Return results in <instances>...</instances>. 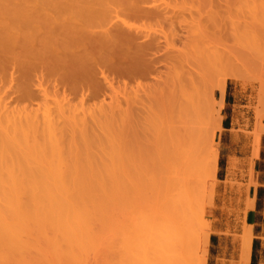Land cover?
<instances>
[{
    "label": "rangeland",
    "instance_id": "obj_1",
    "mask_svg": "<svg viewBox=\"0 0 264 264\" xmlns=\"http://www.w3.org/2000/svg\"><path fill=\"white\" fill-rule=\"evenodd\" d=\"M249 1L165 0V3L168 2V5H165L164 1H158L157 4L164 3V6L162 4L161 7H164V11H166V15L164 14L166 18L167 16H173L172 20L166 19L169 22L157 20L156 18L141 19L143 21L142 23L139 18L137 20L133 16L127 17L126 20L130 24L136 25L135 27L139 26L143 28L142 25L144 24L146 26H144L145 29H150L148 32H156L158 30V33L153 32V34H158L157 37L159 38L162 36L160 40L163 39V32L167 35H171L172 32V34H175L176 32L184 40L185 32L182 30V27L186 24V21H188L187 24L192 22L196 28L193 26L194 30L192 31V24H189L191 26V33H195V35L200 34L203 38L200 40V49L191 48L189 49L190 52L186 51V56H183L186 57L184 63L185 71L188 68V71L196 68V64L199 63L197 61L193 63L195 62L193 60H190L192 61L190 62L189 59L192 58L189 56H201V51L203 50L204 53L207 50L205 47L206 44L207 47L215 46L214 50L216 49L217 54H220V57L223 59H220V62L214 67H217V69L215 70L213 68L214 71L212 70L208 74L210 77H207V80L210 82L204 79V82L207 84L206 86L210 88V99L215 106L214 112L206 118V122L209 124L210 131L212 132L210 143L214 148H219L214 206L206 209L204 220L215 226L212 228L209 236V242L213 245L210 264L236 263V255L239 252V247L236 245L235 239L241 235V228L245 222L250 224L249 214L253 208H250L251 204L249 202L254 204L255 199L257 200L258 208L262 215L260 216V224L255 227L253 234V260L255 264H264V58L259 57L252 47L255 41L264 42V9L258 7V14H254L257 17H252L251 19L246 17V19H243L242 14L247 13V16H251V13L255 10L254 5ZM261 1L262 3L257 2L256 4L261 6L264 4V0ZM107 3L105 0H0V38H2V41L1 39L0 41L3 44V46L0 45L2 51V53L0 51V153L2 151L0 163L1 161L4 163L3 161L5 160L4 166H2V163L0 164V167L2 166V170L0 171L5 170L3 167H11V171L10 169H6L7 171H3V173H7L8 171L13 173L14 167H17L16 174L8 172L9 182H11V185L9 183V187L8 179L6 178L7 174L5 173L6 185H4L5 183L2 179L4 176L2 175L3 177L0 178L2 182H0V224H2V226L0 225V264H142V259L147 255L146 264H149V261L150 264H155V254L150 253L153 248L155 251L157 248V251L160 252V249L156 245H153L154 247L152 246V248L150 247L151 244H148V246L150 245L151 252L144 245L147 249L146 251L150 253L145 252L146 256L141 258L142 250L140 251L139 248H145L142 245L143 242L140 243V241H142L145 233L150 232L149 235H151L155 231L153 228H150L152 230L151 232L148 227L151 223L150 215L152 216L151 211L156 191H154V173L151 172L150 162L140 156V154L143 155V152L139 151V156H136L138 151L135 150L136 148L133 144H135V141H138L136 139L133 141V138H141V135L136 134V126L132 125V123L135 124L136 108L139 107L136 104H132L135 95L133 91L136 89L135 85L138 83L146 87L147 85H152V83L155 84L156 79L152 75H148V78L146 76V79L145 77L144 79L143 77H133L132 79V76H126L121 70H118L119 67L116 68L117 65L116 67L110 65V67L114 66L113 68H109V66L99 67V65L97 66L99 70L94 71L93 69L91 72L92 78L96 79H91L88 84L91 82L90 85L94 88L97 87L98 90H93L91 86L92 88L90 89L94 93L96 91V94H98L101 90L102 92L96 95L97 97L94 95V98L91 96L93 95V91L90 94L91 90L87 89L84 91L87 92L82 97L83 91L79 90L78 92L80 93L76 92V94L70 93L65 87L63 89V85L60 82L59 84L62 86L55 83L59 80L55 79L54 77L56 75L54 76L53 74H57L58 71L52 69V72H48L47 69L50 66L52 67V65L46 64L47 66L39 67L36 72H33L30 69H26L27 62L29 63V57L27 62L25 60L22 63L19 62L24 58V54H26V51L24 52L23 48L20 51V46L17 45L18 43H15L18 42L16 40L20 39L21 36L26 35L25 37H21L19 43L23 44L20 41H24L25 46H27L26 48L29 46L32 49L35 45L39 49L35 37L30 38L35 34L34 31L36 32L35 36L39 40L41 37L46 38L50 36L51 32H58L56 30L58 28H61V30L69 29L74 32L78 31L79 28L82 30V22L80 21L78 23L80 16L82 19L84 18L83 16L87 17L84 18L85 20L83 19V24L86 23L84 21L89 19H95L94 21L98 22L99 17H102L101 19L103 17L105 18L107 9L112 7ZM106 6H108L107 9L105 8ZM167 11L170 12L167 13ZM240 11L241 15H239ZM96 12L101 13L100 16ZM88 14L90 16L93 15L92 17L94 18H89ZM95 14L98 18L97 21L94 16ZM123 18L125 19V17ZM35 19L39 22L35 23L34 21H37ZM40 22H42V25ZM54 22L57 23L54 24ZM246 22L251 23L244 26ZM27 23L29 24L27 25ZM34 23L36 24L35 27H33ZM44 23L45 25H43ZM171 23L173 24L171 25ZM63 24L66 26H63ZM12 25H18V27ZM46 25L50 26L46 28ZM236 25H239L240 28H237ZM256 25L260 26V28L256 27ZM73 26L77 29H73ZM49 27L52 28L50 29ZM45 28L52 31L49 33ZM161 29L163 32L160 31ZM233 29H235V32ZM160 43L162 45L164 42L161 41ZM13 44H16V46H13ZM7 45H11L13 48ZM163 45L161 47L163 50L160 48L156 54L157 56L155 55L156 57H162L161 55L164 54L162 52L164 51ZM176 45L179 49L181 43L178 42ZM242 45L249 47H244L246 50L248 49V51L245 50L243 52L244 54L240 52V50H244ZM21 46L23 47L24 45ZM14 47H16L15 49L19 48L18 51L20 53ZM7 48H9V51H7ZM53 51L60 52V49ZM8 52L12 53V55ZM198 53L199 55H197ZM183 54L185 53L183 52ZM29 55L32 54L30 53ZM15 60H17L18 65L15 64L16 62H13ZM188 62L189 65L190 63L193 64L190 66L186 65ZM159 64L157 65L158 69L167 71L164 63L160 64L162 67ZM40 68L41 70L43 68L46 70L43 69L41 71ZM100 68L104 74L100 72ZM40 73L41 76L42 73L45 75L43 74L40 77ZM51 73L53 77L49 76ZM70 73L68 71V79L70 78ZM59 74L60 72L57 75L59 76ZM102 74L103 76H107L106 79L109 82L106 79V81L104 80ZM93 75L97 76L95 77ZM52 79L57 81L54 82ZM94 81L97 82V85L100 82L99 87H102L99 88L96 86ZM42 82L43 85L39 87L38 85L40 84L38 83L42 84ZM110 85H112L111 88ZM54 86L56 87L54 88ZM42 89H46L45 93L48 92L46 94L48 96H45V98L43 96L44 94L42 95L44 92L41 91ZM225 90L230 93V98L228 100L229 104L224 106L223 95ZM97 91L99 92L97 93ZM139 92H141L139 95L141 94L145 98V94L142 91ZM85 94L88 97H85ZM112 96H116L120 102H115L117 100L116 98L112 99ZM84 97L85 102L83 101L82 103ZM66 101L69 102L68 108L66 107L67 105L61 106V103L65 104ZM111 102L114 103V106ZM56 103L61 106H59L60 109ZM98 106L99 108L103 107V110L101 108L98 109ZM64 107L68 110L64 109ZM70 107L71 109L73 108L71 110L73 113L70 112L73 114H71L72 117L69 115ZM75 109H78L76 111L77 113H74ZM44 110L48 111L46 113L47 115L50 110V113L53 114L52 117L57 121L53 118L50 120L52 122L55 121L57 123L56 125L59 123L61 128L56 126L55 129V123H53L54 130L51 127H43V121L45 120L42 118V115H45L43 114L45 112ZM60 114H62L61 117ZM25 115L27 116L25 117ZM224 115H227V124L222 122ZM16 117L17 119L13 120ZM28 117L30 122L26 120ZM47 117L49 118L51 116L48 115ZM18 119L23 121L21 122ZM130 120L131 122H129ZM127 121L129 124L131 123V126H126ZM141 125L146 130L149 128L146 122H143ZM224 125L228 128L227 130H223L222 126ZM121 127L123 130H121ZM42 130L43 132H41ZM45 130L47 134L43 136ZM48 131L52 132V134L49 133L51 137H49ZM63 133L66 134L65 137L61 135ZM60 137H63L65 141L63 138L61 140ZM58 138L60 139L59 142ZM49 139H51L50 142L47 141ZM4 143L8 147L10 146L9 148L12 151L7 150L8 147ZM51 144L54 145V149L49 146ZM48 149L51 150L48 151ZM57 150L60 158L56 154ZM48 152L50 154L53 152V157ZM137 157L139 158L137 159ZM132 159L134 161L137 159L140 165ZM13 162L17 165H13ZM57 163L59 169L52 171V169H56L53 166ZM27 172L29 174L31 173L30 175H34L32 176L33 180L31 176L29 178ZM55 172L58 174L62 172L61 176H58V179L56 176L57 173ZM52 174L56 176L53 177V182L50 180ZM36 175L39 176V179L42 178L40 179L41 182L44 178L42 175L46 176L44 181L48 183L43 181V184H38L40 182L38 179V186H36V182H34V180H37ZM55 179L60 181L57 183ZM19 180L22 181L19 182ZM25 181L30 186L24 184L23 182ZM26 188L28 190L31 189V191L33 188L34 191L30 192L31 195H29ZM11 189H13V192H11ZM16 189L19 192L14 191ZM247 189L250 190L249 193ZM35 190L37 191V200H34L32 195L34 194L35 197ZM49 190L51 191L50 193ZM19 193L21 194L19 195ZM41 194H44V196ZM51 194H55V196ZM30 196H32V200ZM50 196L55 198H51ZM40 197L42 200H39ZM45 197H50L49 200L52 203L54 202L51 205V202L48 201L52 206H49L50 209H48L49 203H46L48 199L44 200L46 199ZM44 201L47 204L46 206ZM51 208L56 209L54 211ZM13 210H16V212ZM56 210L61 212L60 215H58L59 212ZM49 212H52L55 216ZM252 219H255V216H252ZM63 222L64 224L62 225ZM146 222H149L148 225ZM139 224L140 227L143 226L142 231L138 226ZM134 231L138 234L136 235ZM139 234L141 235V239ZM212 234L214 235L213 238H211ZM146 237L148 238L149 236L146 234ZM15 239H17L16 242ZM148 241L150 243V240ZM145 242L146 240L144 238ZM202 242L203 240L201 244ZM12 243L15 245H12ZM208 245H205L206 250H208ZM205 257L207 260V256Z\"/></svg>",
    "mask_w": 264,
    "mask_h": 264
},
{
    "label": "bare ground",
    "instance_id": "obj_2",
    "mask_svg": "<svg viewBox=\"0 0 264 264\" xmlns=\"http://www.w3.org/2000/svg\"><path fill=\"white\" fill-rule=\"evenodd\" d=\"M105 1H107L108 2L107 4H110L112 7L110 5H108L111 7L110 9H107L108 6L105 7L107 9V14H106L105 18L103 17V19H101L102 17H99L100 19H98L96 14H99L98 16H100L101 13L96 12V14L94 16L96 17V21L98 19V22H95L94 21L95 19L94 20L92 19V18H94V17H92L93 15L90 16L89 15L90 13H89L88 17L89 18L92 17L91 18L92 20H90L89 18L88 19L92 22H90L89 20L86 19L89 22L87 23V21H84L86 23L83 24V19L87 18V17L83 16L84 18L82 19L81 16L79 15L80 20L78 23H80V21H81L82 27L79 26L78 24H76V25L83 28L82 30H80V28H79L78 31L74 32V31L69 30V29L61 30V28L60 29L58 28V29H56V30H58V32L56 31V33L55 32L52 33L51 32L52 30L49 31L52 27L51 28L49 27L50 29L47 30L46 29L47 26H50V25H46L45 29L49 33L51 32L50 33L51 35L46 37L47 39L45 37L43 38L40 36L42 39L40 38L39 40H38V37L35 36L36 32L34 31L35 34H33V35L30 34L32 36L31 37L29 36V37L30 38L35 37V40H37V42L36 41L35 42L39 46V49L35 45L33 46L34 48H32V49L29 46H28V48H26L27 46H25L26 44H24V41H20V42H23V44L19 43V40L24 35L21 36L20 39L16 40L18 42H15V43L16 44L18 43L17 45L20 46L19 47L20 49L19 48L18 49L20 51H22L21 48H23V51L24 52L26 51V54H24V56H23L24 58L19 62L22 63V62H24V60H25V62H27L28 61L27 59L29 57L30 59H29V63L27 62V65H26L27 68L26 69H30L33 72H36L37 69H39V67H43L46 64L52 65V67L50 66V68L49 67L47 68L48 72L49 71L52 72V69L53 70L56 69L58 72H60L59 76L57 75L58 72H57V74H53L54 76L55 75L58 76L57 78H56V76L54 78L59 80V81H57L55 79H52V80L54 82L57 81V82H55L57 84H59V82H60L63 86L61 84H59V85L62 86L63 89H65V88L68 89V92L70 91V93L76 94V92H78L79 90L83 91L82 95L80 94L82 97L84 96L83 94L87 92V91L84 92L85 90H87V89L89 90L90 88L93 87L92 85H90L91 82H90V84H88V82L91 79H94L91 76V72L93 69H94V71L99 70V68L97 67L99 65H100L99 67H108L109 66V68H113L114 66L116 67V65H117L116 68L119 67L118 70H121L126 76H132V79H133V77L134 78L135 77L136 78L137 77H140V78L143 77V79L145 77V79H146V76L148 78V75L149 76L152 75L153 78L156 79L155 80L156 82H154L155 84L152 83V85H149V86L147 85L148 87L147 86L143 87V86H141V84L137 83V85H135L136 89L133 91V93H135L134 99L132 100L133 103L131 102L132 104H136L137 106H139L136 108L137 113L135 115V124L132 123V125L136 126V129H135L136 134L141 135V138H138V139L133 138L134 139L133 141H135V139H136L138 142L135 141V144L137 146L135 144H133V146H135L136 149L133 146L132 147H133V149L138 151V154L136 156H139V151L143 152V155L140 154V156L144 157L146 159V161L150 162L151 172L154 173L153 174L154 175V181L156 182V184L154 182V187L156 188V190L154 188V191H156V192L154 195L155 198H154L153 208L151 211L152 216L150 215L151 213L149 214L150 219H151V223L148 227L149 229L153 228L155 231L151 235H149L150 232L145 233V236L142 238V241L139 240L140 243L143 242L142 245L145 248V249L139 248L140 251L142 250L141 251L142 252L141 258L146 256L145 255L146 254L145 252H147L146 247L151 252L150 247H152L153 245H156L160 249V252L157 251V248L155 251V249L153 248L154 246L152 247L153 249H152L151 253L148 251L150 254H152V253H153V255L155 254L154 255L155 264H206V257L205 256H207L208 250L205 249V245H208L210 233L212 231V228L215 226L212 225V223H210V222H205L204 220H205L206 209L214 206L215 188L217 185V183H216V181H217L216 180V172H217V163H218L219 152H218V149L214 148L210 143L212 132L210 131L209 124L206 122V118L209 114L214 112L215 106L212 103V100L210 99V93H209L210 88H208L206 86L207 84H206V82H204L205 81L204 79L207 80L208 79L207 77H210V76H208V74L213 70V68L218 64V62H220V59H222V58L220 57V54H217L218 53L217 50L216 49L214 50L215 46L209 45L210 47H207V44H206L205 47L207 48V50L204 53H203V50L202 51L200 50L201 56L193 57L192 55H190L189 57L192 59H189L187 57V59H189V61L190 60L195 61L193 63H196V61H197L199 64H196V68L192 69L193 71L191 70V68H190L191 71H188L189 68L185 71L184 70V63L186 61L185 60L186 57H183V56H186V51L190 52L189 49L199 48L200 40L203 38L200 36V34H198L199 32L197 33L198 35H195V33H191L190 27L192 26V28H193V26H194V24H192V22L187 24L188 21H186V24L182 27V30L185 32V36H184L185 39L184 40H182V38H180L176 34V32H175V34H172L173 33L172 32L171 35L170 34L167 35V34H164L165 32H163L162 29L160 31L163 32V34L161 33L163 35V39L160 40V38L162 36L159 38V37H157L158 34L154 35L153 32H155V31H153L152 28H151V30L153 32H151V31L148 32L150 29L148 30L146 28L147 29L146 30L145 29L146 26L144 24L142 25V27L144 28L143 29L139 26L135 27L136 25H132L126 20H127V17L129 18V16L130 17L133 16V17H136L137 20H138V18L140 20L141 19H156L157 18V20H161V21L164 20L165 22H169L166 19L172 20L173 16L172 17L167 16V18H166V16H165L166 11H164L165 10L164 7L163 8L161 7L162 4L164 6L165 0H158V1H164V3H162V4H157V2H158L157 0H109L110 2L108 0H105ZM250 1L252 2V5H254L255 10H253L254 12L251 13L252 15L250 14L251 16H247L248 15L247 13L242 14L243 17L242 16L241 17L243 19L244 18L246 19V17H248L249 19H251L252 17H257V16H254V14L255 15L258 14L259 8L264 9V4H262L261 6H258L256 4L257 2L262 3L261 0H250ZM111 3H113V4H111ZM167 3L168 2H166L165 5ZM101 7H102V5H101ZM96 11H99V10L97 9ZM89 12H90V10H89ZM169 12L170 11H167V13H169ZM85 15L87 16V14H85ZM171 15H172V13H171ZM239 15H241V11H240ZM123 17H125V19ZM75 18L77 19V17H75ZM240 18H238V19H240ZM73 19L74 18H72V20ZM35 20H37V19H35ZM61 20L63 21V19H61ZM185 20H186V18H185ZM191 20H193V19H191ZM62 21H60V22H62ZM73 21H75V20H73ZM34 22L36 23L39 21L37 20ZM57 22H54V24ZM66 22H67V20H66ZM141 22L143 23L142 20H141ZM13 23H14V21H13ZM35 23L33 24L34 25L33 27H35V25H36ZM40 23L42 25V22H40ZM47 23H49V22H47ZM248 23H251V22H246V24L244 26H247ZM21 24H23V23L21 22ZM28 24L29 23H27V25ZM31 24H32V22H31ZM50 24H51V22H50ZM168 24L170 25V23H168ZM172 24L173 23H171V25ZM189 24L190 25L192 24V25L190 26ZM9 25H11V24H9ZM37 25H38V23H37ZM43 25H45V23ZM67 25H68V23H67ZM12 26L18 27V25H12ZM38 26L41 27L40 25H38ZM61 26H59V27H61ZM63 26H66V25L63 24ZM236 26H237V28H240L239 25H236ZM256 27L260 28V26H258V25H256ZM43 28H44V26H43ZM54 28H56V27H54ZM54 28H53V31H54ZM233 28H235V27H233ZM12 29L17 30L18 28H12ZM73 29H77V28H74V26H73ZM144 30H146V31H144ZM154 30H157V29H154ZM191 30L193 31L194 28ZM157 31L155 33H158ZM173 31H174V29H173ZM233 31L235 32V29H233ZM16 33L18 34V32H16ZM29 33H30V31H29ZM191 34L192 35L194 34V36H192ZM0 39L2 41V38H0ZM1 41H0V45L3 46ZM33 41H32V43H33ZM161 41L164 42V43H162V45L164 44L163 45L164 51H162L164 54L161 55L162 54V52H161L160 55L162 57H156L157 56L156 54L159 52L160 48L162 47V45L160 43ZM6 42H7V40H6ZM178 42L181 43V46H180V48L182 47L181 50H180V48L178 49V47L176 45V43H178ZM205 43H206V41H205ZM16 44L15 45L13 44V46H16ZM20 44L24 45V46L22 47ZM11 45H12V43H11ZM11 45L10 46L7 45V46L11 47ZM242 46H243L244 50L243 51L240 50L241 53H243L246 50V48H249V47L244 46V45H242ZM4 47H5V45H4ZM24 47H25V49H24ZM53 47H54V49H53ZM244 47H246V48H244ZM252 47H253V50L256 51L255 53L259 57L264 58V42L255 41V42H253ZM11 48H13V47H11ZM15 48L16 47H14V49ZM8 49L9 48H7V51H9ZM18 49H15V50L18 51ZM59 49H60V52H57L56 50H59ZM27 50H29V51H27ZM53 50H55L56 52H54ZM0 51H1V48H0ZM20 51H18V53H20ZM200 51H198V52H200ZM246 51H248V49ZM27 52H28V54H27ZM183 52L185 54H183ZM193 52L195 53V51H193ZM1 53H2V51H1ZM8 53H10V52H8ZM30 53L32 55H29ZM10 54L12 55V53H10ZM14 54H16V53H14ZM197 55H199V53ZM17 56H19V55H17ZM16 61L17 60H15L13 62H16ZM190 62H192V61H190ZM159 63L160 64L164 63L167 71H165V70L163 71L161 69H158L157 65ZM193 63H190V65ZM15 64L18 65V62H16ZM103 65H106V66H103ZM110 65H114V66L110 67ZM186 65H189V62ZM116 68H115V70H117ZM43 69H45V68H43ZM43 69L41 70V68H40L41 71H43ZM194 69H195V72H194ZM214 69L216 70L217 67ZM68 71L71 72L69 79L67 78ZM100 72H102L104 74V72L101 70V68H100ZM43 74L44 73H42V76H43ZM103 74H102V76H103ZM39 75H40V77H42L41 73ZM51 75H52V73L49 74V76H51ZM205 75H207V76H205ZM93 76L96 77L97 75H93ZM224 76H227V75H224ZM46 77H48V76H46ZM51 77H53V76H51ZM103 77L105 80L107 76H103ZM221 77H223V75H221ZM65 79L66 80L68 79V80L66 81ZM220 79H222V78H220ZM224 79H223V81H224ZM96 81L98 82V80H96ZM207 81H209V80H207ZM97 82H95V84H96V86L99 87L100 82L98 85H97ZM224 83H225V81H224ZM38 84H40L38 86L41 87L43 85V82H42V84L41 83H38ZM111 86L112 85H110V88H111ZM55 87L56 86H54V88ZM100 87H102V86H100ZM96 89H97V87L96 88L93 87V90H96ZM45 90L46 89L41 90L42 92L44 91L42 93V95L44 94L43 95L44 98H45V96L46 97L48 96V95H46L48 92L45 93L46 92ZM93 90L90 91V94ZM99 91H100V89H99ZM99 91H97V93ZM139 91H142V93L145 94V98L142 97L141 94L139 95V93H141ZM101 92H102V90H101ZM78 93H80V92H78ZM100 93H98V94H100ZM98 94H96V91H95V93L93 91V95H91V96L94 97V95H95V97H97L96 95H98ZM110 95H112V94H110ZM64 97L66 98V96H64ZM64 97H62L63 100H65ZM85 97H88V96L85 94ZM85 97H84V99L82 98L83 99L82 103L85 100ZM113 98L114 99L116 98V100H117L116 96L115 97L112 96V99ZM110 99H111V97H110ZM66 102H65V104L61 103V106L67 105L66 107L68 108L69 102H67V104H66ZM115 102H120V100L119 101L117 100ZM62 104H64V105H62ZM113 104L114 103H112V105ZM57 105H58L57 107L60 106L59 104H57ZM60 107H59V109H60ZM66 107H64V109H67ZM72 107H74V106H72ZM82 108H84V107H82ZM100 108L98 106V109H100ZM59 109L57 108V110H59ZM61 109L65 112V110L63 108H61ZM72 109L70 107L69 113L72 112L71 111ZM101 109L103 110V107ZM106 109H108V108H106ZM47 110H44L45 112L43 114H45V115H42V118H44V120H45V121H43V119H42V121L44 123L43 127H45V128L51 127V129H52L53 125H54L53 123H55L54 128L56 126L58 128H61L59 123H58V125H56L57 123L55 121L52 122V120H50L51 118H53L52 117L53 114L50 113V110H52V109L49 110L48 115L51 116L49 118L47 117L48 115L46 114V113H48ZM77 110L78 109H75L74 113H77L76 112ZM60 112H61V110H60ZM64 112H62V114ZM91 112H92V110H91ZM72 113L69 114L70 117H72L71 116ZM87 113H88V111H87ZM62 114H60V117L62 116ZM63 115H65V114H63ZM26 116L27 115H25V117ZM74 117L76 118L75 115H74ZM18 118H19V116H18ZM21 118L23 119V117H21ZM14 119H17V117L13 118V120ZM31 119L33 120L32 117H31ZM39 119H41V118H39ZM53 119H55V118H53ZM81 119H80V121H81ZM123 119H125V118H123ZM18 120L21 121V119H18ZM26 120H27V122H30L29 117ZM93 120H95V119H93ZM27 122H26V124H27ZM83 122L85 123V121H83ZM129 122H131V120ZM143 122L148 123L149 128L147 130L145 127H143L141 125ZM15 124H16V121H15ZM26 124H24V125H26ZM36 124H38V123H36ZM129 125L131 126V123L129 124L127 121L126 126L129 127ZM27 126H28V124H27ZM54 128L52 130H54ZM131 128H133V127H131ZM43 130L41 132H43ZM62 130L64 131L63 128H62ZM62 130H61V133H62ZM121 130H123V128ZM56 132H57V130H56ZM49 133L52 134L51 131L50 132L48 131V134ZM54 133H55V131H54ZM44 134H47L46 130H45V133H43V136H44ZM51 134H49V137H51ZM122 134H123V132H122ZM126 134H128V133L126 132ZM55 135H57V134H55ZM61 135H64L63 137H65L66 134L63 133ZM45 137L47 138V136H45ZM63 137H60L61 140ZM44 140H46V139H44ZM50 140L51 139H49L47 141L50 142ZM63 140L65 141L64 138H63ZM59 141H60V139L58 140V142ZM56 142H57V140H56ZM58 142H57V144H58ZM129 143H130V141H129ZM4 144L6 145V147H8V145L6 143H4ZM52 144L49 145V146H51V148L54 146ZM130 144L132 145V143H130ZM59 145H61V144L59 143ZM125 145H127V144L125 143ZM1 146H3V145H1ZM8 148H7V150H10V148L9 149ZM53 149H54V147H53ZM2 150H4V149H2ZM50 150L48 149V151H50ZM135 150H133V151H135ZM10 151H12V150H10ZM1 153H2V151H1ZM1 153H0V155H1ZM53 154L54 153L51 152L50 155L53 157ZM56 154L58 155V150H57ZM59 156L60 155H58V157ZM2 157H3V155H2ZM133 158H136V157H133ZM138 158L139 157H137V159ZM4 159H5V157H4ZM137 159L135 161L133 159L132 160L134 162H137ZM3 162L5 163V160ZM1 163H2V161H1ZM4 163H2V166H4L3 165ZM6 163H8V162H6ZM137 163H139V162H137ZM15 164L16 163H14L13 165H15ZM57 165H58V163L55 165L56 167L52 165L54 168H56V169H52V171L53 170L56 171L59 169ZM139 165H140V163H139ZM6 166H7V164H6ZM10 166H12V165H10ZM1 167H0V170H2ZM3 168L5 169L3 171H7L6 169H8V170L10 169V171H11V167L10 168L3 167ZM16 168L17 167H14L13 173L10 171H8V172L11 174H16L15 173ZM3 171L2 172L0 171V175H1L0 178H2L4 176L2 178L3 182L5 183L4 185H6L7 181H8V187H9L11 185V182H9L10 181L9 175H8L9 173L5 172L7 174L6 175L5 173H3ZM30 171H32V170H30ZM55 173H57V172H55ZM61 173L62 172H59L60 175L58 173L56 174L57 179H58V176H61ZM30 174L28 176H29V178H30V176L32 178V176H34V175H30ZM66 175H67V173H66ZM36 176H37V180H34V182H36V186H38L37 181L39 179V176L38 175H36ZM54 176H55V174H54ZM54 176L52 174V178L50 179V180H52V182L54 180V178H53ZM5 177L8 179V180L6 179L7 181H5ZM18 177H19V173H18ZM42 177L45 178L46 176L42 175ZM22 178H23V176H22ZM44 178H43V181H44ZM15 179H17V178L15 177ZM24 179H25V177H24ZM40 179H42V178H40ZM32 180H33V178H32ZM60 180H61V178H60ZM21 181L19 180V182H21ZM56 181L57 180L55 179V182ZM59 181H57V183ZM25 182H23V183L27 184V181H25ZM42 182L40 180V182H38V184L42 183ZM9 183H10V185H9ZM49 183H51V181H49ZM224 183H225V181H224ZM27 185H29V184H27ZM17 186H19V185H17ZM25 187H26V185H25ZM44 187H45V185H44ZM26 189L28 190V188H26ZM26 189H25V191H27ZM34 189H36V188H34ZM39 189H41V188H39ZM11 190L10 191L13 192V189H11ZM17 190L18 189L14 190V191H17ZM33 191H34L33 188H32V191H31V189L28 190L29 195H31L30 192H33ZM17 192H19V191H17ZM35 192H36L35 197H34V194H32V195H33L34 200H37V198H36L37 191L35 190ZM50 192L51 191L49 190V193ZM247 192L249 193L250 190L247 189ZM223 193H225V192H223ZM245 193H246V190H245ZM20 194L21 193H19V195ZM44 194H41V195L44 196ZM14 195H13V198H14ZM29 195H27V196H29ZM51 195H53V194H51ZM53 196H55V194ZM30 198L32 200V196H30ZM45 198L46 199H44V198L43 199L44 200L48 199L46 202L48 204L49 203L48 201H50V200L47 197H45ZM53 198H55V197H53ZM28 199H29V197H28ZM39 200H42V198L40 197ZM51 200H53V199H51ZM39 202H41V201H39ZM44 203H45V201H44ZM46 203H45V206L47 205ZM40 204H42V202ZM52 204H54V202L53 203L51 202V205ZM249 204H251L250 208H253L254 204H252V202L251 203L249 202ZM249 204H247V205L249 206ZM51 205L49 203L48 207ZM60 206H62V205H60ZM12 208H13V206H12ZM53 208H51V210ZM48 209H50V207ZM55 209H53V210L55 211ZM13 211L16 212V210H13ZM56 211L59 212L58 215H60L61 212L59 210H56ZM49 213H52V212H49ZM53 215L55 216V214H53ZM58 215L56 214V216H58ZM60 219H61V217H60ZM60 219H59V221H60ZM144 221H146V219H144ZM149 222H150V220H149ZM148 223H147V225H148ZM63 224H64V222L62 223V225ZM140 224L142 225V223H140ZM140 224L138 226H139V228H141V231H142L143 226L140 227ZM151 224H152V226H151ZM0 225L2 226V224H0ZM138 226H137V228H138ZM137 228H135V229H137ZM134 232L136 233V231H134ZM137 232H138V230H137ZM139 232H140V230H139ZM151 232H152V230H151ZM66 234H68V233L66 232ZM137 234L138 233H136V235ZM142 234H143V232H142ZM146 234H147V236H149L148 238H150V236H151V238L148 239L146 237ZM6 235H8V234H6ZM144 238L146 240L145 243H144ZM140 239H141V235H140ZM16 240L17 239H15V242H16ZM148 240H150V243H148L149 242ZM202 240H203V242H202L203 245L201 244ZM252 241H253V226L248 224L247 222H245V224L241 228V235L235 239L236 245L239 247V252L236 255L237 261L235 264H249L250 263ZM148 244H151V246L149 245L150 246L149 247ZM12 245H15V244L12 243ZM156 252H158V253H156ZM147 256L144 257V259H142V264H143V262H145V264L147 263L146 262ZM149 257H150V255H149ZM148 261H149V259H148ZM148 263L150 264V261Z\"/></svg>",
    "mask_w": 264,
    "mask_h": 264
},
{
    "label": "crops",
    "instance_id": "obj_3",
    "mask_svg": "<svg viewBox=\"0 0 264 264\" xmlns=\"http://www.w3.org/2000/svg\"><path fill=\"white\" fill-rule=\"evenodd\" d=\"M229 98H230V93L225 90L224 95H223V104H224V106L229 104L228 103ZM226 118H227V115H224V119L222 120V122H224V124H227ZM222 128H223V130H227L228 129L225 125L222 126ZM218 152H219V148H218ZM217 167H218V163H217ZM216 176H217V172H216ZM261 215H262V213L259 211L257 200L255 199L254 207L252 209V212H250V214H249V223L253 225V234H254V231H255V227H257L260 224V216ZM252 216H255V219H252ZM213 237H214V235L212 234L211 238H213ZM207 249H208V253H207L206 264H210V261H211V258H212V253L211 252H212V249H213V245H212L211 242H209V245H208ZM252 252H253V249L251 250V255H252ZM249 264H251V257H250V263Z\"/></svg>",
    "mask_w": 264,
    "mask_h": 264
},
{
    "label": "trees",
    "instance_id": "obj_4",
    "mask_svg": "<svg viewBox=\"0 0 264 264\" xmlns=\"http://www.w3.org/2000/svg\"><path fill=\"white\" fill-rule=\"evenodd\" d=\"M253 243H255V242H253ZM253 257H254V255H253V252H252V255H251V264H254Z\"/></svg>",
    "mask_w": 264,
    "mask_h": 264
}]
</instances>
